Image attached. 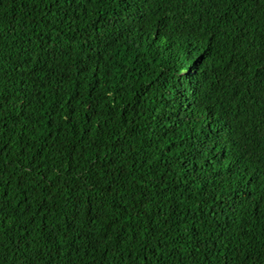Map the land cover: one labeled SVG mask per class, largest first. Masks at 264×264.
I'll return each mask as SVG.
<instances>
[{"label":"trees","instance_id":"1","mask_svg":"<svg viewBox=\"0 0 264 264\" xmlns=\"http://www.w3.org/2000/svg\"><path fill=\"white\" fill-rule=\"evenodd\" d=\"M0 264H264V0H0Z\"/></svg>","mask_w":264,"mask_h":264},{"label":"snow or ice","instance_id":"2","mask_svg":"<svg viewBox=\"0 0 264 264\" xmlns=\"http://www.w3.org/2000/svg\"><path fill=\"white\" fill-rule=\"evenodd\" d=\"M198 70V65L197 64H193V66H192V68H191V73H192V75H195V72ZM227 194V193H226ZM244 195H245V197H247V193L245 192L244 193Z\"/></svg>","mask_w":264,"mask_h":264}]
</instances>
